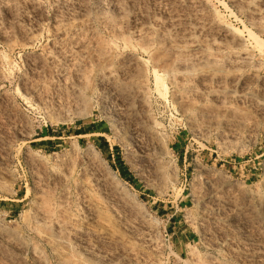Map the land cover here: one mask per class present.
Returning a JSON list of instances; mask_svg holds the SVG:
<instances>
[{
  "label": "rangeland",
  "instance_id": "374dc122",
  "mask_svg": "<svg viewBox=\"0 0 264 264\" xmlns=\"http://www.w3.org/2000/svg\"><path fill=\"white\" fill-rule=\"evenodd\" d=\"M0 264H264V0H0Z\"/></svg>",
  "mask_w": 264,
  "mask_h": 264
},
{
  "label": "trees",
  "instance_id": "16d2710c",
  "mask_svg": "<svg viewBox=\"0 0 264 264\" xmlns=\"http://www.w3.org/2000/svg\"><path fill=\"white\" fill-rule=\"evenodd\" d=\"M77 134H82V132L80 131V132H78ZM103 140H104V143H103V144H105L106 141H105V139H103Z\"/></svg>",
  "mask_w": 264,
  "mask_h": 264
},
{
  "label": "bare ground",
  "instance_id": "6f19581e",
  "mask_svg": "<svg viewBox=\"0 0 264 264\" xmlns=\"http://www.w3.org/2000/svg\"><path fill=\"white\" fill-rule=\"evenodd\" d=\"M228 26V25H227ZM228 27H230V26H228ZM227 28V27H226ZM218 199V198H217Z\"/></svg>",
  "mask_w": 264,
  "mask_h": 264
}]
</instances>
